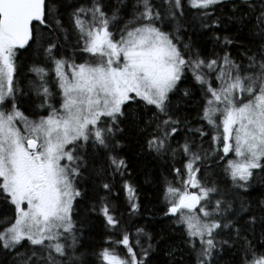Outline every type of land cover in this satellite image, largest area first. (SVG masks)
I'll use <instances>...</instances> for the list:
<instances>
[{"label":"snow or ice","instance_id":"6c2138e0","mask_svg":"<svg viewBox=\"0 0 264 264\" xmlns=\"http://www.w3.org/2000/svg\"><path fill=\"white\" fill-rule=\"evenodd\" d=\"M225 4L231 15L222 9L217 14ZM125 7L126 0L115 7L106 0H0V204L13 209L0 224V251L11 264H85L83 253L77 255L74 215L77 198L85 195L78 178L91 164L103 157L96 174L108 182L99 185L107 195L97 196L89 211L108 228L121 226L123 214L117 218L119 206L111 203L118 198L117 177L128 212L140 211L137 189L123 179L131 175L121 155L131 127L141 138L140 153L171 161L174 180L165 182L164 216L184 226L183 244L195 264H221L225 246L232 250L236 242L232 264H264V192L251 197L255 183L264 187V0H132L128 19L113 31ZM186 8L196 10L200 28L213 33L209 39L222 55L213 50L205 57L190 38L183 39L179 21ZM170 23L175 26L164 31ZM232 24L247 31V44L217 34ZM69 28L76 36L72 56L62 51ZM233 45L239 61L224 50ZM19 50L42 54L48 65L29 69L38 107L48 112L38 120H29L17 106ZM77 52L88 59L77 63ZM188 72L202 92L199 119L214 132L211 152L196 139L209 133L188 127L171 100L177 92L191 95L179 87ZM50 74L59 107L52 103ZM215 156L224 161L227 181L200 167ZM137 234L147 247L137 253L123 232L116 243L127 255L102 248L96 254L101 264H149L153 236L143 228ZM175 251L169 247L166 254ZM179 264H185L183 258Z\"/></svg>","mask_w":264,"mask_h":264},{"label":"trees","instance_id":"16d2710c","mask_svg":"<svg viewBox=\"0 0 264 264\" xmlns=\"http://www.w3.org/2000/svg\"><path fill=\"white\" fill-rule=\"evenodd\" d=\"M74 0H66V3H73ZM80 2V0H75ZM111 6L115 7L117 0H106ZM127 7L121 9L120 15L123 20L119 22L113 31L122 26L123 22L128 19L131 13L132 0H126ZM230 5L225 4L216 9L217 14L231 15L229 12ZM63 10V9H62ZM66 11H71L67 9ZM196 10H188L186 8L185 16L180 19L179 25L182 28L181 35L187 42L190 38L194 48L200 49L203 56L208 57L213 50L219 52L221 55V47L215 46L209 39L212 36V32L201 29L199 26V20L196 19ZM67 19V17H66ZM175 26V24H174ZM217 34L221 37L224 35L235 38L238 42L248 43V33L246 30H241L238 25H229L228 31L220 30ZM76 42L75 33L69 28V40L64 43L62 42V51L66 56H72L75 51L74 45ZM232 54V57L239 61L238 49L233 45L224 49ZM17 59V76L16 83H18L24 91V96H31V89L29 87L30 82L27 80L29 75V68L34 64L42 65L47 67L45 60H42L43 55L33 50H19ZM88 59L87 55L81 56L78 52L76 53V62L80 63L83 60ZM187 79L180 84V89H190L191 95L184 97L182 92H177L171 96V100L174 106L178 105L177 115L181 118H187L189 121L188 127L196 128L203 127L206 133H209L205 137H196L197 142H202L203 148L211 152V134H214L213 130L207 126L205 121L199 119V115L202 108V92L200 85L192 79L190 72L187 74ZM213 87L216 86V81L213 80ZM20 107L26 112L30 113L29 108L25 105V99L21 98L19 102ZM47 112L45 111V114ZM44 114V115H45ZM152 113L149 112L150 116ZM127 140L125 141V147L123 148L121 155H124L129 160L128 171L131 175H125L123 179L128 180L137 189L139 197L140 211L135 214H130L126 207V197L123 191H119L120 185L123 183L119 177L116 178L117 188L114 189V193L118 192V198L112 199L111 203L117 204L118 211L114 213L117 218H123L121 220V226L117 229H111L106 227L105 221L102 216L97 215L94 212L89 211L92 203H95L97 196L107 195L103 189L99 187L100 184L108 182L105 176H98L96 170L105 165L103 157L97 159L95 164L89 166V170L84 172L83 177L78 178L77 187L81 190L82 197L77 198L75 202L74 220L77 221V228L80 231L77 235L80 238V244L78 245L79 251L77 255L83 253V260L85 264H101L97 255L102 248L108 247L119 253L120 256L124 257L122 253L121 244L116 243L123 232H127L130 236V241L134 244V251L139 253L141 246L147 247L146 238L140 234H137L138 228H143L145 233L153 236L152 243L155 246L152 251L151 260L149 264H179L181 258H183L185 264H195V255L190 254L188 249L183 244L184 226L181 224L174 223L176 217H166L164 212L167 210L166 201L164 199V189L166 181H173L174 176L170 173L169 165L171 161H167L163 158L156 159L153 155L148 154L146 151L140 153L137 140L141 139L137 136L136 131L128 127L125 130ZM191 135V134H190ZM179 139V137H177ZM139 153V154H138ZM231 155H229V158ZM224 161H219V156L212 157L200 165L202 169L207 168L209 173H216V178L227 181L228 178L222 173ZM179 167V165H176ZM230 183V181H229ZM176 186H179L178 184ZM255 190L251 192L252 198L260 196L261 192H264V187H261L259 183L254 184ZM13 209L5 204H0V224H2L4 217H11ZM7 226V225H2ZM2 230V228H0ZM164 236L165 239L160 241V237ZM227 239V237H223ZM140 241V245H137V241ZM136 242V243H135ZM233 243V241H229ZM175 248L176 251L172 257L166 253L168 248ZM240 247L239 242H236V247L229 250L225 246V250L222 253L221 264H232V257L236 254ZM23 251V249H21ZM0 261H4V264H11V257L5 258L4 253L0 251Z\"/></svg>","mask_w":264,"mask_h":264},{"label":"flooded vegetation","instance_id":"af4514ba","mask_svg":"<svg viewBox=\"0 0 264 264\" xmlns=\"http://www.w3.org/2000/svg\"><path fill=\"white\" fill-rule=\"evenodd\" d=\"M30 69V68H29ZM28 69V70H29ZM29 73V75H28V78H27V80L30 82V84H29V87H30V89H31V95L33 94L34 96H33V98H34V102H33V105H34V108L35 109H32V110H30V113L28 112V113H26L21 107H20V104H19V102H20V99L19 100H17V106H18V108H19V110L21 111V112H23L24 113V115L25 116H27L28 117V119L29 120H38L39 119V117L40 116H45L44 114H45V111L47 112V110H43L42 108H40V107H38L39 105H40V103H41V100L37 97V95H36V93H35V90L33 89V87H32V84H31V82L35 79V76H34V74L32 73V72H28ZM49 79H51V78H53V80H54V76L52 75V74H50L49 75V77H48ZM16 85H19L18 83H16ZM50 86H51V91H52V93L55 95V96H58V98H59V89L56 87V85H55V82H54V84H50ZM19 88L21 89V91H22V93H23V95H24V91H23V88L19 85ZM60 99V98H59ZM32 105V106H33ZM7 107H10V105H7ZM33 108V107H32ZM39 109H41L42 111H40Z\"/></svg>","mask_w":264,"mask_h":264},{"label":"rangeland","instance_id":"374dc122","mask_svg":"<svg viewBox=\"0 0 264 264\" xmlns=\"http://www.w3.org/2000/svg\"><path fill=\"white\" fill-rule=\"evenodd\" d=\"M174 27V23H170V24H168L166 27H164V31H171L172 30V28ZM42 60L44 61V57H42ZM50 84H54V80H53V78H51V79H49L48 78V86H49V88H50V90H51V86H50ZM17 87H18V89H19V91L17 92V100H19L20 99V101H21V98H24L25 99V105L29 108V110H32V109H35L34 108V105H33V100H34V98H33V94L30 96V97H27V96H24L23 95V93H22V91H21V89L19 88V85H17ZM219 87V83L218 82H216V86L214 87V88H218ZM60 98V97H59ZM59 98H58V96H55L54 95V99L52 100V103L56 106V107H59V103H58V101H59ZM8 105H10V104H8ZM33 105V106H32ZM7 106V105H6ZM33 107V108H32ZM40 111H42L41 109H39ZM43 110H46V109H43ZM33 111V110H32ZM48 114V112L45 114V116ZM32 120V119H31ZM17 127H20L21 129H23V124L21 123V122H17ZM221 147H222V145H221ZM231 155V154H230ZM230 158H232V157H230ZM190 190H192V191H196L195 189H190ZM136 243V242H135ZM130 244L132 245V246H134L133 244V242L132 241H130ZM122 246V253H123V255H124V257L127 255V249L123 246V245H121ZM119 254V253H118ZM122 257V256H121Z\"/></svg>","mask_w":264,"mask_h":264}]
</instances>
